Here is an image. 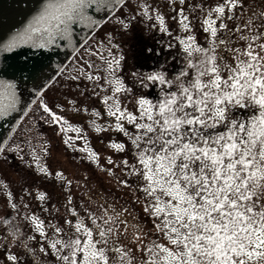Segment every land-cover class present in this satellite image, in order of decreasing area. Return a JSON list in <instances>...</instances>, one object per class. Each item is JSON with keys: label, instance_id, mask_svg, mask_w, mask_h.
Masks as SVG:
<instances>
[{"label": "snow or ice", "instance_id": "1", "mask_svg": "<svg viewBox=\"0 0 264 264\" xmlns=\"http://www.w3.org/2000/svg\"><path fill=\"white\" fill-rule=\"evenodd\" d=\"M167 5L175 28L144 0H38L16 26L0 19V118L16 112L31 84L40 118L60 133L81 131L62 114L68 107L90 113L96 132L121 137L107 141L114 153L105 157L108 166L91 147L80 149L120 195L102 193L76 207L71 179L56 170L64 207L58 222L19 213L30 228L21 231L10 224L20 204L5 192L0 264H264V9L253 11L249 0ZM137 16L167 39L141 43L128 64L121 43L106 32L95 48H82L78 67L56 65L69 84L87 81L84 89L74 85L78 98L44 99L67 87L52 74L50 50L75 48L74 26L87 36L112 21L127 34ZM20 123L12 126L24 139L0 143V153L15 151L23 163L21 145L28 144V166L52 175L31 148L32 129L25 135ZM37 198L48 199L43 191Z\"/></svg>", "mask_w": 264, "mask_h": 264}, {"label": "rangeland", "instance_id": "2", "mask_svg": "<svg viewBox=\"0 0 264 264\" xmlns=\"http://www.w3.org/2000/svg\"><path fill=\"white\" fill-rule=\"evenodd\" d=\"M144 2L147 3L150 8H157L160 12L164 13L166 15V23L170 28L176 27L174 20L167 18L172 16V10L168 7L167 3L164 2V0H144ZM249 4L251 5L253 11L264 9V0H249ZM129 15H131V13H129ZM146 23L147 21H142V18L137 16V18L133 21L132 31L127 34H121L118 26L114 22L108 21L102 28L94 31L93 33H89V35L84 37V42L71 56L74 58L73 61L69 62L68 60L64 66H67L68 68L78 67L79 65L76 64V61L79 60L80 56L83 54L82 48H95L96 42L101 41L106 32H111L116 41L121 43L124 55L127 58V63H134V57L138 51L139 45L147 40H150V37L153 35V31L150 32L145 28ZM152 23H155L154 19H152ZM163 38L164 40L167 39L166 37ZM200 42H203L202 37H200ZM85 59H87L86 55ZM92 59L95 61V57ZM61 71L62 69L60 68L59 71L53 75L59 78L60 83L67 84V87L61 88L57 86L53 90L49 91L44 97L47 101L52 98H56L60 102H64L65 99L78 98L79 90H74V85L78 83L80 89H84L87 84V81L83 80L75 81L69 84L67 81H64L63 76L60 75ZM38 103V99L32 103V106L23 115L21 123L18 124L16 128L23 131L25 135L28 134L27 129H32L30 141L31 148H34L36 150V154L40 156V163L43 166H46L53 174L41 175L38 171H36V165L28 166V162L32 159L31 149L28 144L21 145L24 153L23 163L20 159H18L19 154L15 151L8 153L7 157L0 153V203L7 199L5 192H11L13 194L15 201L20 204V207L18 209V213L15 215V219L10 220V224L21 226V231H30V228L29 222L23 220V217L20 216L19 213H24L25 215L28 213H35V215L44 221L45 224L46 221L49 220L58 222L57 217L63 213L64 207L63 200L61 199L63 185L62 181L58 180V178L54 175L56 170H60L66 178L71 179L72 183L69 186L68 194L73 196V204L76 207L80 206L81 201L84 202L85 206H90L89 200L86 199V195L91 193L92 190L97 193L98 190L102 189L104 190L105 195H110L112 192H116V189L114 188V181H109L105 174L100 173L89 160L85 159L88 155L87 152L80 151V149L85 145L91 147L94 151L100 154V162L105 164V166H108L105 157L108 155H114V153L112 149L108 148L107 141L109 139H117L112 136L114 132L103 128L101 132H96L88 126V121L91 118L90 113L73 111L72 109L65 107L62 114L65 115V118L68 121L73 123L78 122V127L81 131L76 132L69 129L66 132L70 133L69 135H65L69 139V144H64L63 139L57 136L56 138L59 145L54 147L48 154L46 144L44 146L45 139L43 138V132L39 127V125L44 121L40 118L42 113L37 112L36 105ZM92 106L95 107L96 105L93 104ZM100 110L102 111V105L100 106ZM103 119L106 118H102L97 122L102 123ZM33 120L35 123H33ZM71 137H80L81 139L72 140ZM120 138L121 137L118 139ZM22 139H24V136L14 130L7 142L15 141L19 144ZM10 146L11 145L9 144V147ZM40 148H44L45 151L40 152ZM63 149H65V152ZM31 168L33 169V171H30L32 176L27 175L25 172V169ZM25 188L28 189L27 192L23 191ZM40 191L45 192L48 198L49 193L52 194L51 208L53 210L49 207L47 212L43 211L44 213H42V209L46 208L47 199L41 201L37 198V193ZM54 193H56V196ZM116 195H120V193L116 192ZM24 204L28 205L27 210L23 207ZM5 207V204L3 207H0V217L6 219L9 217L4 216ZM8 211L9 216H12L13 214L11 209ZM1 228H4L2 220H0V231ZM0 236H2V234H0ZM36 236H38V234H36ZM3 250L6 251L8 249L3 248ZM40 258L43 259V256L41 255ZM2 259L3 258L0 257V261H2Z\"/></svg>", "mask_w": 264, "mask_h": 264}, {"label": "water", "instance_id": "3", "mask_svg": "<svg viewBox=\"0 0 264 264\" xmlns=\"http://www.w3.org/2000/svg\"><path fill=\"white\" fill-rule=\"evenodd\" d=\"M37 3L38 0H0V19L6 21L7 23H12L13 26H16L18 22L26 18L28 9L32 8L33 5ZM102 16L103 13H100L97 14L96 18L101 19ZM86 32H88L86 28L74 26L73 43L76 44V47H59L50 50V52L53 54L50 67L55 69L52 74H55L59 71L60 68L56 67L58 63L63 62V65H65V63L68 61V57H71L80 47V45L84 42ZM42 53H44V50H28L29 55L39 56ZM44 54L47 55V53ZM32 93L33 88L31 84H29L27 87H24L21 93V103L18 105L16 112L7 118H0V143H6L7 140L10 139L11 135L9 136L8 133H13L15 130L13 129L12 125L17 119H22L23 115L26 113L24 111V107L30 102L33 103L36 100ZM5 137H7V140H5Z\"/></svg>", "mask_w": 264, "mask_h": 264}, {"label": "trees", "instance_id": "4", "mask_svg": "<svg viewBox=\"0 0 264 264\" xmlns=\"http://www.w3.org/2000/svg\"><path fill=\"white\" fill-rule=\"evenodd\" d=\"M164 2H166L167 3V0H164ZM121 10H118L117 11V13L119 14V12H120ZM153 38H155V39H157V40H160V39H164L163 38V36L161 35V34H159V33H157V32H154L153 31V35H152V37H150V40H147V41H149L148 43H147V45L146 46H150L151 45V42H152V40H153ZM139 48V47H138ZM163 55V51H162V53H161V56ZM135 58V57H134ZM135 60V59H134ZM46 101H47V99L46 98H44ZM69 123H71L72 125H75V126H77L78 127V125H79V123L78 122H76V123H73V122H71V121H68ZM39 127H40V130L43 132V138L45 139V140H47L48 141V143L46 144V148H47V151H48V154H49V152L54 148V147H56L57 145H59V142H58V140H57V136L58 137H60L61 139H63V141H64V139H65V135H69L70 133H60L59 132V128H58V126H54V125H48V124H45L44 122L43 123H41L40 125H39ZM114 138H119V136H118V134H116L115 132L113 133V135H112ZM44 140V141H45ZM44 146H45V143H44ZM63 151L65 152V149H63ZM27 170H29V171H27ZM30 171H33V169L31 168V169H25V172H26V174L27 175H31L32 176V174L30 173ZM85 177V176H84ZM61 192V191H60ZM104 194V190H102V189H100V190H98L97 191V193H95L94 192V190H92V192L91 193H88L87 195H86V199H88L89 200V198H91V199H95L96 198V196H98V195H100V194ZM54 195L56 196V193H54ZM52 194L51 193H49V198L47 199V201H46V209H48L49 207L51 208L52 207V205H51V203H52ZM83 197H84V195H83ZM7 200V199H6ZM6 200L3 202H1L0 203V207H3L4 206V204L6 205ZM113 202H115V201H113ZM52 209V208H51ZM8 210H10V208L8 209ZM53 210V209H52ZM44 211V209H42V213H44L43 212ZM7 219V218H6ZM48 223V221H46V224ZM26 226H27V223H26ZM4 228H5V226H4ZM4 228H1V231H0V234H2V236L3 235H6V233L3 231V229ZM27 229H28V227H27ZM24 231H27V230H24ZM2 236H0V237H2ZM36 239L37 240H39V236H36ZM41 243H42V241H41ZM30 246L31 247H33V248H36L37 247V245H32V244H30ZM4 248H7V247H4Z\"/></svg>", "mask_w": 264, "mask_h": 264}]
</instances>
